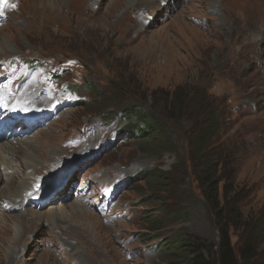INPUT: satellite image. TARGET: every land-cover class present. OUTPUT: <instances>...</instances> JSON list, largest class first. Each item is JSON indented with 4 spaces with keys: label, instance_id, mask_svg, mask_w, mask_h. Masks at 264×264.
Listing matches in <instances>:
<instances>
[{
    "label": "rangeland",
    "instance_id": "1",
    "mask_svg": "<svg viewBox=\"0 0 264 264\" xmlns=\"http://www.w3.org/2000/svg\"><path fill=\"white\" fill-rule=\"evenodd\" d=\"M40 57L50 71L29 64ZM62 66L66 73L53 79ZM88 82L107 94V104L67 106L70 86L94 99ZM202 89L206 112L218 108L223 125L193 162L190 140L207 113L174 110L182 97L196 99ZM46 90L52 96L40 109L36 99ZM17 104L36 115L50 112L55 121L14 137ZM136 104L141 116L157 112L164 119L170 139L146 143L145 134L129 140L136 134L121 127L135 120ZM114 131L117 138L107 141ZM2 138L19 150L15 138H22L24 150L37 156L30 164L40 165L15 163L31 180L16 208L0 204V264H181L163 248L175 234L209 246L203 255L212 259L219 227L194 177L208 167L223 174L230 190H254L245 198L252 199L242 224L230 230L232 244L241 245L250 236L244 226L264 207V0H0ZM105 141L110 148L101 152ZM162 142L168 145L160 148ZM153 169L176 180L177 193L147 205L142 195L150 187L134 175ZM122 185L125 191L117 189ZM6 188L0 186L1 195ZM60 203L69 209L56 228L27 217ZM261 239L258 260L264 262V227Z\"/></svg>",
    "mask_w": 264,
    "mask_h": 264
},
{
    "label": "trees",
    "instance_id": "2",
    "mask_svg": "<svg viewBox=\"0 0 264 264\" xmlns=\"http://www.w3.org/2000/svg\"><path fill=\"white\" fill-rule=\"evenodd\" d=\"M88 83V91L91 93L95 92L96 94L91 102L81 103L79 106L81 108H91L92 102L97 104V101H106L107 104V94L105 95V93H103L98 87L94 90L93 87L96 86L92 85L90 82ZM195 93L196 99L195 97L190 98V95L182 97L179 106H177V110L174 111H189L193 107H197L196 109L199 108L201 112L203 111V113H207L205 108L208 111L209 108L201 103L202 95L205 93L204 89L200 92L195 90ZM139 104L143 105L142 103ZM139 104H136L137 106L134 105L132 109L133 116H136L135 120L131 119L125 127L128 131L126 135H131L132 133L136 134V137L131 135L129 136V139H135L145 134L148 135L149 140L144 139L142 141H145L146 143L160 137L170 139V135H168L169 133L165 131L168 130V124L164 119L160 118L157 112L152 115L147 114V118L141 116V106H139ZM104 105L105 103L100 106L103 107ZM92 111L96 110L93 108ZM222 115L223 112L219 111L218 108H216L215 111L212 110L208 112L204 121L205 123L199 130V134L195 138H191V146L189 149L190 159H192L193 162L195 159L199 158V152L206 145H209L210 142L212 143L219 137V132L223 125ZM172 116L176 115L172 114ZM178 118L179 116L175 117L174 120H177ZM167 145L168 142H162L159 147L162 148ZM157 150L158 149H155L153 152H156ZM220 165L216 166L219 167ZM216 166H214V168H216ZM207 169L208 171L204 172L194 171V177L199 191L202 193L204 205L209 208V212L214 218V223L219 227V244L218 249L213 253L214 257L212 259H206L203 255V251L210 250L211 248L199 240L191 239V236L183 238V236L175 234L173 239H170V241L168 240V243L166 241V243L163 244V248H166L168 252H174V254L178 256L181 264H264L263 261L258 260V255L260 253L259 248L262 244L261 232L264 227V207L259 210L258 216L255 217L253 222L249 221L246 226L242 225L250 232L247 241H243L241 245L237 244L234 246L230 237V230L233 227L238 228L240 226L239 224H242L241 220L239 222V219L244 213L243 208L252 199L245 200V198L248 193L254 192V190H250V192L249 190H241L237 192H235V190H230L231 185H228L224 181L223 174L220 176L218 175L219 177H217L213 169L209 167ZM137 176L138 178L136 179V182L146 183L147 186L150 187L149 194L142 195V197L144 196L143 201L147 205L152 202L160 201L163 193H177V190L173 188L176 180L164 172L153 169L143 172L140 175L137 174ZM159 191H162L161 196H156ZM222 199L226 200L224 206L221 202ZM164 203L165 201L163 204ZM159 206H161V203ZM158 226L160 225L158 224Z\"/></svg>",
    "mask_w": 264,
    "mask_h": 264
},
{
    "label": "bare ground",
    "instance_id": "3",
    "mask_svg": "<svg viewBox=\"0 0 264 264\" xmlns=\"http://www.w3.org/2000/svg\"><path fill=\"white\" fill-rule=\"evenodd\" d=\"M31 63H35V62H31ZM47 97L49 96L46 94L44 97L40 96L36 99L39 102L38 108L41 109L47 105V100H46ZM12 109H13L12 111L13 115L18 114L23 119L27 118L30 115V113L27 110H25L23 106L19 104H17ZM24 124H27V121H25ZM13 132H11L12 135L18 137L21 136L20 134H18L19 132L18 133L14 132L15 134H13ZM123 139H125V137ZM15 140L17 141L19 146L23 147L22 150L17 149L18 147H16V145L11 143L10 141H4L3 138L0 139V186L1 188L3 187V184L7 186L6 192H8L6 195L0 194V204H4L8 206V209L10 210L18 206L16 200L20 198L23 192H25L27 184H29L31 180V175L27 174L26 178L25 176L21 177L19 175L20 172L16 170L17 167L15 166V163L19 161H24V163L26 162V164L28 165L32 162L31 159L29 158L30 156L37 157L31 149L24 150V148L27 145H25V141L22 138L21 139L15 138ZM33 164L34 162L30 164V166L32 167V166L40 165V162L35 165ZM70 205H72L73 207L74 205L78 206L76 202H73ZM65 206H66L65 204L60 203V207L54 206L52 207L51 210L48 211V213H45L43 210L42 211L30 210L29 212H26V214L27 217L34 216L35 218L34 217L33 218L36 219L38 222H43L48 220L47 222H50V226L56 228V226H58L57 219L63 217L62 215L63 211H67L69 209L68 207ZM85 213H86L85 211H80V215L82 216ZM108 220H110V218L105 219V222H107Z\"/></svg>",
    "mask_w": 264,
    "mask_h": 264
}]
</instances>
